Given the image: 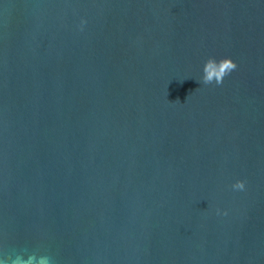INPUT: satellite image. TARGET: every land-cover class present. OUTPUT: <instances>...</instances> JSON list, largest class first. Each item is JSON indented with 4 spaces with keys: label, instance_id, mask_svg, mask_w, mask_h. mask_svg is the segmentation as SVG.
I'll return each instance as SVG.
<instances>
[{
    "label": "water",
    "instance_id": "95a60500",
    "mask_svg": "<svg viewBox=\"0 0 264 264\" xmlns=\"http://www.w3.org/2000/svg\"><path fill=\"white\" fill-rule=\"evenodd\" d=\"M33 255L264 264V0H0V264Z\"/></svg>",
    "mask_w": 264,
    "mask_h": 264
},
{
    "label": "clouds",
    "instance_id": "9594fccd",
    "mask_svg": "<svg viewBox=\"0 0 264 264\" xmlns=\"http://www.w3.org/2000/svg\"><path fill=\"white\" fill-rule=\"evenodd\" d=\"M236 67V63L229 57L220 60L210 57L204 63L202 82L205 85L213 83L217 85L222 84L224 78L235 70ZM232 187L234 190H243L245 188V182L237 180ZM217 211L219 212V210ZM224 214L226 215L227 213L225 212ZM32 261H36V264H49V257L33 255L28 258L26 264H32Z\"/></svg>",
    "mask_w": 264,
    "mask_h": 264
}]
</instances>
